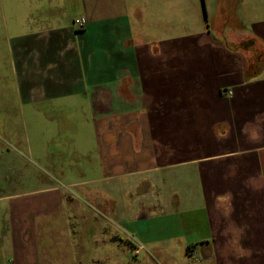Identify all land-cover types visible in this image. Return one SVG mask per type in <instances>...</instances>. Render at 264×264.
<instances>
[{
    "label": "crops",
    "instance_id": "0c3cea01",
    "mask_svg": "<svg viewBox=\"0 0 264 264\" xmlns=\"http://www.w3.org/2000/svg\"><path fill=\"white\" fill-rule=\"evenodd\" d=\"M256 54L264 0H0V118L72 117L28 144L43 186L0 208V264H264Z\"/></svg>",
    "mask_w": 264,
    "mask_h": 264
},
{
    "label": "rangeland",
    "instance_id": "374dc122",
    "mask_svg": "<svg viewBox=\"0 0 264 264\" xmlns=\"http://www.w3.org/2000/svg\"><path fill=\"white\" fill-rule=\"evenodd\" d=\"M248 45L249 43H247V46ZM41 106H43L42 103H41ZM43 110H44V113L46 112L45 116L43 112H41L37 117H34V118L30 117L28 115V112L27 114L17 112L16 116L11 119L0 118V148H1V145H4L3 148L6 151L8 160L12 162L11 165L8 166L6 175H4V177H1L0 175V197H1L0 198V208H3L6 205H9L12 202L22 201L24 199L25 201L29 200L30 197L37 194L35 190H37L41 184L34 179L28 178V175L26 173H23V170H27V169L39 170L41 168L39 167V165H37L36 160L34 158L29 157L27 154L28 144L33 143L34 139L37 137L36 129L44 128L47 131H52L57 127L65 128L66 127L65 125L69 121L68 118H72L67 114L66 115L68 118L64 117L63 115H60V113L54 111L49 106V104L48 105L44 104ZM72 113H75V111H73ZM77 115L79 117L77 118V120H81L82 116L84 119H86L84 117L86 113L85 115H82V113H79ZM6 120L9 122V125L12 128L11 132L9 133H5L2 128ZM70 126H74L75 128H78L81 125H79L76 122H71ZM72 135L75 138L77 136L74 134ZM51 137H52L51 134H46L45 141L47 140L46 142H48V140L51 139L50 143H52ZM81 143L82 142L80 140H76L75 143L72 140L68 141L70 148L67 150V153L70 155V157H72V155L74 154L73 151H75V149L78 148V147H75V145L81 144ZM117 171L118 170H116V172ZM46 173L47 175H49L48 172ZM52 174L53 173H51V175ZM93 176L97 177V175H93ZM59 179L63 183L57 182V179L54 180L53 177L47 178L45 180L44 186H47V184H54L56 182L57 184H59V187H61L62 190L64 191L70 190V187H68L67 184H70L71 179L69 177L63 178V176L60 177ZM42 186L43 185H41L40 187ZM78 231L79 233L80 232L83 233L82 237L85 236L86 233L82 231V229H79ZM89 239L85 237V240H87L90 244L89 250L91 253H93L94 250L91 249L93 245L91 244ZM95 248H98V247H95ZM175 253H176V256H175L174 262L158 263L155 261H147V264H180V261L178 258H180V256L182 257L183 254H181L178 251H175ZM141 258H143V256H141ZM126 259L124 258L121 262H115L114 264H133L132 258L129 257L128 259V256H127Z\"/></svg>",
    "mask_w": 264,
    "mask_h": 264
},
{
    "label": "trees",
    "instance_id": "16d2710c",
    "mask_svg": "<svg viewBox=\"0 0 264 264\" xmlns=\"http://www.w3.org/2000/svg\"><path fill=\"white\" fill-rule=\"evenodd\" d=\"M249 46V45H248ZM236 50H240L243 52H246L250 49L247 47V42H242L241 44L237 45L235 47ZM256 56H253L252 58H247V64H246V76L248 78L256 77L258 76L259 72L264 68V62L261 59H258Z\"/></svg>",
    "mask_w": 264,
    "mask_h": 264
},
{
    "label": "built area",
    "instance_id": "2783aa9c",
    "mask_svg": "<svg viewBox=\"0 0 264 264\" xmlns=\"http://www.w3.org/2000/svg\"><path fill=\"white\" fill-rule=\"evenodd\" d=\"M87 24V21H86V18L85 17H79V18H76L74 21H73V25H75V27L78 29V30H82L85 28Z\"/></svg>",
    "mask_w": 264,
    "mask_h": 264
}]
</instances>
